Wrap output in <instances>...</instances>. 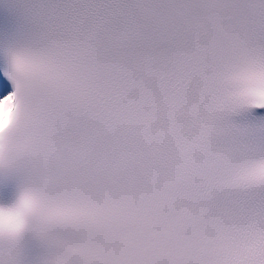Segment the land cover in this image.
<instances>
[{
	"label": "snow or ice",
	"instance_id": "1",
	"mask_svg": "<svg viewBox=\"0 0 264 264\" xmlns=\"http://www.w3.org/2000/svg\"><path fill=\"white\" fill-rule=\"evenodd\" d=\"M0 264H264V0H0Z\"/></svg>",
	"mask_w": 264,
	"mask_h": 264
}]
</instances>
